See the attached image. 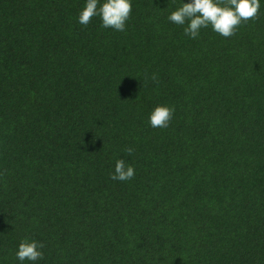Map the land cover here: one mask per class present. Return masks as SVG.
<instances>
[{
    "label": "trees",
    "instance_id": "trees-1",
    "mask_svg": "<svg viewBox=\"0 0 264 264\" xmlns=\"http://www.w3.org/2000/svg\"><path fill=\"white\" fill-rule=\"evenodd\" d=\"M187 2L131 0L119 32L86 0H0V264L25 238L35 264H264V0L196 39L167 19Z\"/></svg>",
    "mask_w": 264,
    "mask_h": 264
},
{
    "label": "clouds",
    "instance_id": "clouds-1",
    "mask_svg": "<svg viewBox=\"0 0 264 264\" xmlns=\"http://www.w3.org/2000/svg\"><path fill=\"white\" fill-rule=\"evenodd\" d=\"M260 0H190L181 5L167 17L173 24L184 27V34L196 39L202 28L211 27L224 38L234 36L242 24L259 17ZM132 13L131 0H86V4L78 14V22L87 26L94 17H99L102 27L123 32L126 22ZM156 80L155 74L151 77ZM174 107L166 105L156 106L149 115V124L152 128H167L174 115ZM132 155L134 149H125ZM135 176V169L127 165L123 159H117L114 172L110 173L113 181H129ZM45 245L36 240L22 239L16 252V258L23 264L24 261L33 262L42 260Z\"/></svg>",
    "mask_w": 264,
    "mask_h": 264
}]
</instances>
